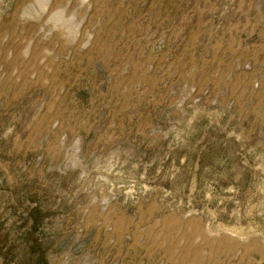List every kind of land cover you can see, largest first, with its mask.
Instances as JSON below:
<instances>
[{
    "label": "rangeland",
    "instance_id": "obj_1",
    "mask_svg": "<svg viewBox=\"0 0 264 264\" xmlns=\"http://www.w3.org/2000/svg\"><path fill=\"white\" fill-rule=\"evenodd\" d=\"M0 264H264V0H0Z\"/></svg>",
    "mask_w": 264,
    "mask_h": 264
}]
</instances>
